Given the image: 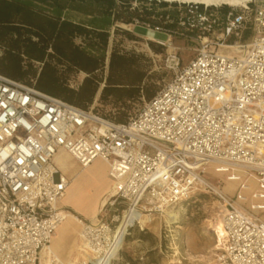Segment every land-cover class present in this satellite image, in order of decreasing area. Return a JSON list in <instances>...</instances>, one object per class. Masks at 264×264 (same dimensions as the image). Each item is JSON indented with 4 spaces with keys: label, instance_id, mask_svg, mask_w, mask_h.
Segmentation results:
<instances>
[{
    "label": "built area",
    "instance_id": "1",
    "mask_svg": "<svg viewBox=\"0 0 264 264\" xmlns=\"http://www.w3.org/2000/svg\"><path fill=\"white\" fill-rule=\"evenodd\" d=\"M155 1L131 2L132 9L151 15L135 16L128 25L132 31L144 27L145 35L137 36L171 48L164 67L172 75L125 122L0 74V264H39L62 221L67 210L57 203L68 180L53 162L60 150L81 168L96 158L107 164L114 194L99 214L119 201L125 205L121 217L134 208L162 215L204 191L215 198L220 221V230L212 229L214 264H264V220L242 206L245 196L234 198L203 175L209 163L226 165L222 172L240 169L255 177L251 198L264 200V0L165 7ZM173 21L175 27L167 25ZM173 37L196 42L194 55L182 64ZM219 47L242 55L219 53ZM250 209L263 210L264 203ZM121 217H81L79 235L93 259L109 249Z\"/></svg>",
    "mask_w": 264,
    "mask_h": 264
},
{
    "label": "trees",
    "instance_id": "2",
    "mask_svg": "<svg viewBox=\"0 0 264 264\" xmlns=\"http://www.w3.org/2000/svg\"><path fill=\"white\" fill-rule=\"evenodd\" d=\"M130 2L0 0V74L125 122L155 95L167 74L164 69L153 70L150 60L133 50L114 45L108 52L111 30L130 40L137 37L117 23L129 24L139 15L150 19L151 12L139 13ZM159 5L165 7L167 2L160 1ZM167 25L175 27V22ZM247 38L244 34L243 39ZM149 43L155 52L161 51L160 45ZM77 73L83 77L72 85L70 81ZM94 100L108 110L95 107Z\"/></svg>",
    "mask_w": 264,
    "mask_h": 264
},
{
    "label": "rangeland",
    "instance_id": "3",
    "mask_svg": "<svg viewBox=\"0 0 264 264\" xmlns=\"http://www.w3.org/2000/svg\"><path fill=\"white\" fill-rule=\"evenodd\" d=\"M116 1L119 3V0ZM130 1L134 2V0ZM117 24L120 28L131 30V26L128 24ZM132 29L136 35H145L146 29L144 27L136 26ZM155 37L165 39L166 33L156 32ZM171 42V47L180 58V64L194 55L195 41L187 40L184 37H173ZM154 44L158 45L155 42ZM114 45L125 51L133 50L143 54L145 58L150 60L153 70H166L167 74L163 77L161 85L171 77L172 71H168L164 67L165 55L171 48L160 45L161 51L155 52L150 47L149 41L144 38L137 36L130 40L121 33L112 34L111 30L108 52ZM217 52L233 56L242 55V52L234 47H219ZM82 77L83 73H77L70 83L76 85ZM93 104L100 110H108L109 108L100 107L97 102L95 103V100ZM211 169L212 166L207 165L203 173L209 182H218L223 191L234 198L239 195L245 196L246 200L240 202L242 206L264 220V210L250 209V204L253 201L251 194L257 189L253 175L243 176L240 174V180L228 182L225 177L229 172L214 174ZM70 172H77L76 181L83 190V196L85 195L88 200L95 195H100L99 193L106 185L105 166L100 162L93 163L88 169L82 171H79L78 166H73ZM247 177H250L251 181ZM241 184L248 185V188L241 189ZM124 207L125 205L119 201H116L113 207L106 205L101 214H98V218L103 216L109 220L113 214L121 217ZM65 209L77 214L71 208ZM167 210L175 214L174 220L165 219L163 214L154 215L152 216L153 220L144 229H141L137 224L128 228L123 244L112 264H209L211 260V264H214L213 246L215 238L211 227L219 218L215 198L204 191H195L189 198L177 202L168 207Z\"/></svg>",
    "mask_w": 264,
    "mask_h": 264
},
{
    "label": "bare ground",
    "instance_id": "4",
    "mask_svg": "<svg viewBox=\"0 0 264 264\" xmlns=\"http://www.w3.org/2000/svg\"><path fill=\"white\" fill-rule=\"evenodd\" d=\"M165 2H179V3H201L206 5H229V6H238L247 0H160ZM54 161L58 164L62 174L69 173L73 166H76L75 162L70 158V156L65 153L56 154L54 157ZM104 162V161H103ZM105 163V162H104ZM88 164L85 168L89 167ZM208 166H212L211 171L214 174L226 173L221 170H225L224 164H215L209 163ZM222 167V168H221ZM215 168H218L217 170ZM243 174L242 170L233 168L229 174L230 178L225 177L226 181L234 182L236 181L235 176ZM233 175V176H231ZM249 181H251L250 177H247ZM70 187L66 190L68 192ZM106 188L107 195L104 194L99 195L100 205H105L108 198L114 194L113 184L106 177ZM226 188V187H224ZM64 193L63 197L60 200V204L65 202ZM79 207H90L91 208V199H86L85 195L82 199L78 200ZM92 212L87 218L92 222H95L98 219V208L96 205L92 206ZM79 214V215H78ZM63 219L56 227L50 242L42 248L40 251L39 264H106L109 259L113 256H116V252L120 250L124 236L127 233L129 227L137 224L141 229H144L148 226V224L153 220V217L150 214L142 213L137 209H131L129 212L124 213V215L118 220V223L115 225V228L112 232V242L109 249L105 252L104 255L93 259L92 254L86 249L84 241L80 238V223L82 213L77 212L74 214L72 212L62 211ZM165 219L174 220L175 214L169 210L163 213ZM211 229H217V232L220 230V221L216 220L215 224L212 225ZM78 235L77 242L73 248L66 249L65 248V240L70 237H74V235ZM214 236V233H213ZM214 248V246H213ZM212 260L209 261L211 264Z\"/></svg>",
    "mask_w": 264,
    "mask_h": 264
},
{
    "label": "crops",
    "instance_id": "5",
    "mask_svg": "<svg viewBox=\"0 0 264 264\" xmlns=\"http://www.w3.org/2000/svg\"><path fill=\"white\" fill-rule=\"evenodd\" d=\"M62 152H65L67 153L66 151L64 150H60L59 152H57L56 154H59V153H62ZM55 154V155H56ZM70 158L75 162L76 166H78V169L79 171H82V170H86L88 169L93 163H97V162H100L102 163L104 166H105V176L110 180V182L112 183V179L110 178L109 174H108V166L106 163H104L101 159L99 158H96L94 159L92 162H90L89 164V167L87 168H81L80 165L78 164V162L69 154L67 153ZM54 155V157H55ZM54 157H53V162L54 164L57 166L59 172L61 173L62 176H64L67 180H68V184H67V187L65 189V192L66 193V190L69 188L68 192L66 193V196H65V202H63L62 204H60V200L58 201L57 205L59 207H62V208H71L73 210H75L76 212H79V213H82V216L84 217H89L91 212H92V206L96 205V208H98V214L100 212V209L103 205H100V202H99V198L98 196H94L92 199H91V208L88 207H79V204H78V200L79 199H82L83 197V190L79 187L77 181H76V175H77V172H69V173H65L64 175L62 174L58 164L54 161ZM107 188H106V185L105 187L101 190V192L99 193L100 196L101 194H104L107 195ZM63 197V196H62ZM61 197V198H62ZM257 202H263L264 203V200H259V199H253V201L251 202V204L253 203H257ZM264 210V209H263ZM257 211V210H255ZM258 211H262V210H258ZM258 216V215H257ZM262 219V218H261ZM77 239H78V235L75 234L74 237H70V238H67L65 240V248L66 249H70V248H73L77 242Z\"/></svg>",
    "mask_w": 264,
    "mask_h": 264
}]
</instances>
